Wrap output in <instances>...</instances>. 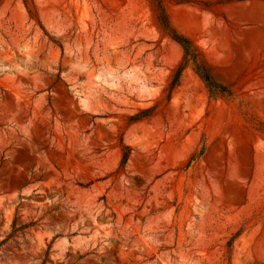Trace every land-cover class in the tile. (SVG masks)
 <instances>
[{"label":"rangeland","instance_id":"374dc122","mask_svg":"<svg viewBox=\"0 0 264 264\" xmlns=\"http://www.w3.org/2000/svg\"><path fill=\"white\" fill-rule=\"evenodd\" d=\"M29 4L0 0V264H264V0L167 5L234 98L170 89L150 0Z\"/></svg>","mask_w":264,"mask_h":264},{"label":"trees","instance_id":"16d2710c","mask_svg":"<svg viewBox=\"0 0 264 264\" xmlns=\"http://www.w3.org/2000/svg\"><path fill=\"white\" fill-rule=\"evenodd\" d=\"M26 8L30 15H32L29 0H23ZM153 13L156 22L163 33L170 38L173 42L178 44L183 50V58L179 63L174 75L172 77V82L170 84V89L175 88L179 84L181 73L187 67H190L195 74L201 79L205 84L209 94L214 97H224V98H234L236 97L235 91L230 86L223 85L219 83L216 79L214 69L206 63L203 58L201 51L194 44V42L183 34L179 33L170 22L169 14L167 12L168 4H184L187 0H150ZM129 148L124 147V155L121 161V166L124 167L129 156ZM205 152L203 144L200 148L190 157L188 164L194 162L198 158L202 157ZM33 224H25L17 227V220L12 223V231L17 233L23 231ZM243 229H240L233 239L230 240L229 244L234 242L235 238L242 233Z\"/></svg>","mask_w":264,"mask_h":264}]
</instances>
